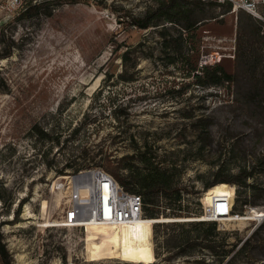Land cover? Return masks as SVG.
<instances>
[{
    "label": "rangeland",
    "instance_id": "rangeland-1",
    "mask_svg": "<svg viewBox=\"0 0 264 264\" xmlns=\"http://www.w3.org/2000/svg\"><path fill=\"white\" fill-rule=\"evenodd\" d=\"M39 1L0 11L5 264H264V23L217 0H174L146 28L131 19L168 0H54L22 14ZM215 64L230 76L202 83ZM80 164L142 194L154 256L143 225L60 221L69 203L54 186ZM153 165L162 176L139 191L134 174ZM241 169L252 171L206 186ZM217 194L241 218L185 221ZM213 240L216 251L195 244Z\"/></svg>",
    "mask_w": 264,
    "mask_h": 264
},
{
    "label": "built area",
    "instance_id": "built-area-1",
    "mask_svg": "<svg viewBox=\"0 0 264 264\" xmlns=\"http://www.w3.org/2000/svg\"><path fill=\"white\" fill-rule=\"evenodd\" d=\"M24 0H0V11L6 15L17 12ZM231 2L234 7L249 11L264 23V0H217ZM74 179L69 184L57 183L61 198L68 200V211L62 215L61 222L71 226L105 223L126 225L134 222L143 225L142 236L154 256V224L156 218L145 212V201L141 193L122 186L118 180L102 166H89L70 174ZM248 210L252 209L251 205ZM254 208L257 209L256 206ZM207 211V212H206ZM264 212V208L262 209ZM259 211V212H262ZM244 212V213H245ZM243 213V214H244ZM202 221L236 220L242 214L234 211L233 197L217 194L207 205ZM260 220L264 213L256 215ZM160 218V217H159ZM175 218V217H173ZM155 258V257H154Z\"/></svg>",
    "mask_w": 264,
    "mask_h": 264
},
{
    "label": "trees",
    "instance_id": "trees-1",
    "mask_svg": "<svg viewBox=\"0 0 264 264\" xmlns=\"http://www.w3.org/2000/svg\"><path fill=\"white\" fill-rule=\"evenodd\" d=\"M24 1H26V0H24ZM54 2H55L54 0H44V1H39L38 3L28 5L22 11V14L26 15V13L29 12L30 8H34L35 10H37L42 6H47L48 4H51ZM173 2H174V0H168L164 4L157 7L154 11L146 14L145 16H143L141 18L131 19V24H133L136 28L148 27L149 25L152 24L154 17L156 15L160 14L161 11H164L167 8L171 7L173 5ZM9 54H10V49L3 51V52L0 51V58L7 56ZM202 71H203L202 73L196 74V77H198L202 83L203 82H219L220 80L227 79L230 76L229 73H227L219 65H216V64L213 66L205 65L202 68ZM201 74H203V75H201ZM201 77H203V80H201ZM83 166H84L83 164H80L78 166V169L83 167ZM251 171H252L251 169H241L239 172H237L236 174H233V175H223V174L218 173L216 178L214 179V181L206 184V186H209L210 184H212L216 181H219L221 178H227L228 180L240 181V180H242L243 177H246L247 175H249ZM161 176H162L161 172L154 165L151 168H149L148 171L138 170L134 174L135 180L139 185L138 190L139 191H145V192H149L152 188H154L155 186L153 184L155 183L156 178H159ZM116 177H118L117 174H116ZM68 178H70V177H68ZM131 191H134V190H131ZM136 192H138V191H136ZM197 224L199 225V222ZM210 228H213V227H210ZM247 238L248 237H246L245 240H247ZM166 242H167V240H166ZM190 244H192V243H190ZM195 244H199L201 246L212 248L215 251L217 248H220V244L216 240H213L212 242L206 243V244L202 243L200 241L199 242L197 241V242H195ZM0 264H5L4 257L2 255H0Z\"/></svg>",
    "mask_w": 264,
    "mask_h": 264
},
{
    "label": "bare ground",
    "instance_id": "bare-ground-1",
    "mask_svg": "<svg viewBox=\"0 0 264 264\" xmlns=\"http://www.w3.org/2000/svg\"><path fill=\"white\" fill-rule=\"evenodd\" d=\"M236 8V7H235ZM260 213H264L263 211ZM257 217V216H256ZM203 218L200 219H193V220H185V221H199L202 220ZM67 225V224H66ZM135 225H142L141 223L138 222H134V223H130V224H126V225H115V224H105V223H95V224H86L83 225L82 227H99V226H103V227H110L112 229L117 228V227H124V226H135ZM67 226H71V225H67Z\"/></svg>",
    "mask_w": 264,
    "mask_h": 264
}]
</instances>
